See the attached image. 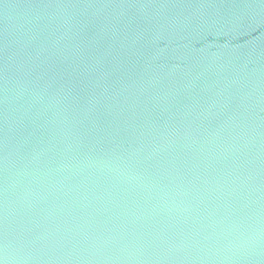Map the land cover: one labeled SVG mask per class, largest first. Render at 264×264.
Returning <instances> with one entry per match:
<instances>
[{
	"label": "water",
	"instance_id": "1",
	"mask_svg": "<svg viewBox=\"0 0 264 264\" xmlns=\"http://www.w3.org/2000/svg\"><path fill=\"white\" fill-rule=\"evenodd\" d=\"M0 264H264V0H0Z\"/></svg>",
	"mask_w": 264,
	"mask_h": 264
}]
</instances>
